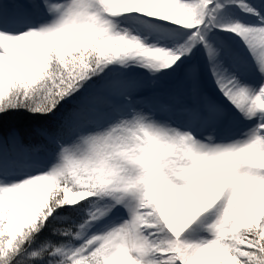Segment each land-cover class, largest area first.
I'll use <instances>...</instances> for the list:
<instances>
[{"label":"snow or ice","instance_id":"obj_1","mask_svg":"<svg viewBox=\"0 0 264 264\" xmlns=\"http://www.w3.org/2000/svg\"><path fill=\"white\" fill-rule=\"evenodd\" d=\"M0 264H264V0H0Z\"/></svg>","mask_w":264,"mask_h":264},{"label":"trees","instance_id":"obj_2","mask_svg":"<svg viewBox=\"0 0 264 264\" xmlns=\"http://www.w3.org/2000/svg\"><path fill=\"white\" fill-rule=\"evenodd\" d=\"M6 119L10 124L19 128L32 127L42 122V118L34 117L27 112L11 113Z\"/></svg>","mask_w":264,"mask_h":264},{"label":"rangeland","instance_id":"obj_3","mask_svg":"<svg viewBox=\"0 0 264 264\" xmlns=\"http://www.w3.org/2000/svg\"><path fill=\"white\" fill-rule=\"evenodd\" d=\"M9 5H11L12 0H7ZM169 87L168 85H165L158 89H153L151 87H145L141 95L146 98L150 102H155L156 100H165V101H172V97L169 95Z\"/></svg>","mask_w":264,"mask_h":264}]
</instances>
